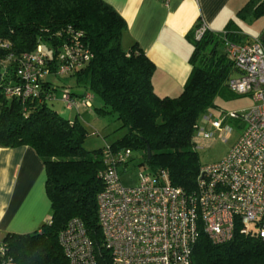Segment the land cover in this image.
<instances>
[{"label": "trees", "instance_id": "1", "mask_svg": "<svg viewBox=\"0 0 264 264\" xmlns=\"http://www.w3.org/2000/svg\"><path fill=\"white\" fill-rule=\"evenodd\" d=\"M261 13L264 0H247L237 16L255 18ZM124 27L122 17L103 0H0V147L24 145L35 150L44 165L51 208L48 220L37 230L4 235L17 264H67L57 235L73 217L83 222L97 264H113L97 220L96 196L103 188L100 174L105 146L138 151L140 165L150 172L164 170L170 184L186 193L196 189L201 163L194 134L203 116L215 107L216 95L227 89L225 82L232 72L223 38L232 42L245 39L233 30V21L224 34L206 30L197 40L194 27L186 35L192 44L191 70L183 88L177 96H160L151 83L153 62L135 45L128 51L122 49ZM68 28L81 33L82 43L92 54L71 75L82 91L70 92L75 96L89 92L92 99L100 98L102 104L95 111L114 115L120 128L126 129L121 137L91 151L83 147L88 132L77 112L65 118L44 99L45 92L57 90L52 76L43 81L38 99L3 94L7 83L17 81V59L41 45L53 62L69 37ZM259 37L264 42V31ZM132 159L131 155L128 161ZM191 264H264V243L254 234L239 233L238 227L230 240L218 244L200 232L192 247Z\"/></svg>", "mask_w": 264, "mask_h": 264}, {"label": "built area", "instance_id": "2", "mask_svg": "<svg viewBox=\"0 0 264 264\" xmlns=\"http://www.w3.org/2000/svg\"><path fill=\"white\" fill-rule=\"evenodd\" d=\"M206 30L200 22L193 38L199 39ZM66 34L69 37L53 62L41 45L17 59V81L4 86L6 98L38 99L48 76H71L88 62L92 54L82 43L81 33L68 28ZM223 42L232 67L226 88L235 95H247L251 104L242 112L203 116L193 138L196 150L213 137V131L223 130L227 118L241 120L244 128L221 160L201 164L195 191L186 193L170 184L164 170L153 173L147 168L139 173L136 185L124 186L120 174L127 170L132 151L103 148L97 220L113 264H191L192 247L200 232L218 244L230 240L235 227L264 243V42L259 36L240 42L223 38ZM55 92H45L44 99L59 100L77 112L79 107H91L89 92L75 96L64 89L59 97ZM57 239L67 264H97L81 219L71 218ZM0 264H17L3 238Z\"/></svg>", "mask_w": 264, "mask_h": 264}, {"label": "crops", "instance_id": "3", "mask_svg": "<svg viewBox=\"0 0 264 264\" xmlns=\"http://www.w3.org/2000/svg\"><path fill=\"white\" fill-rule=\"evenodd\" d=\"M103 1L125 22L122 49L135 45L153 62L151 83L160 96L181 92L191 70L192 44L186 35L196 24L221 33L233 21V30L247 39L234 22L245 0ZM44 182V165L33 148L0 147V238L30 233L48 220L51 208Z\"/></svg>", "mask_w": 264, "mask_h": 264}, {"label": "rangeland", "instance_id": "4", "mask_svg": "<svg viewBox=\"0 0 264 264\" xmlns=\"http://www.w3.org/2000/svg\"><path fill=\"white\" fill-rule=\"evenodd\" d=\"M247 0H245V3ZM244 3V4H245ZM234 22L239 24L243 34L247 38H256L264 31V13L257 17L248 16L242 18L236 16ZM3 69V66H2ZM57 84L56 96L61 95L62 90L80 92L82 88L75 84L73 76L50 77ZM215 107L212 108L209 115L212 118L220 117L229 112H242L250 106L251 101L247 95H235L228 89L220 91L214 98ZM91 108L79 107V111L68 110L64 104L59 101H53L49 106L65 118L73 117L76 112L77 119L84 125L88 135L83 143L86 151L102 147L117 138L121 137L126 129L120 128V122L111 114H98L94 107L101 106L100 98L94 97L91 101ZM241 121V120H240ZM239 120L227 118L223 123L222 131H213L211 137L205 145L197 150L201 164H209L221 160L235 144L241 134L244 125ZM132 161L128 164L127 170L120 174L121 183L124 186H134L137 184L139 173L145 168L140 165L141 157L138 151H132Z\"/></svg>", "mask_w": 264, "mask_h": 264}, {"label": "water", "instance_id": "5", "mask_svg": "<svg viewBox=\"0 0 264 264\" xmlns=\"http://www.w3.org/2000/svg\"><path fill=\"white\" fill-rule=\"evenodd\" d=\"M146 153H147V157H149V155H150L149 147H147V151H146Z\"/></svg>", "mask_w": 264, "mask_h": 264}]
</instances>
